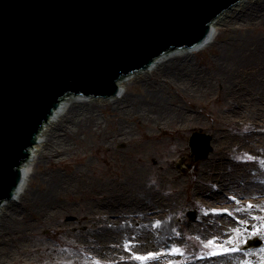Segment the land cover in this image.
<instances>
[{
  "label": "rangeland",
  "instance_id": "rangeland-1",
  "mask_svg": "<svg viewBox=\"0 0 264 264\" xmlns=\"http://www.w3.org/2000/svg\"><path fill=\"white\" fill-rule=\"evenodd\" d=\"M249 2L220 15L209 47L169 70L161 65L132 77L121 100L89 101V118L55 141L65 146L39 152L0 264H264V193L255 194L258 205L248 193L241 200L226 195L238 184L264 187V127L254 114L232 113L240 108L236 93L251 78L237 75L239 66L222 67L231 55L264 45V21L241 29L222 24ZM168 112L180 115L154 123L153 115ZM197 131L213 137V151L192 162L189 140ZM125 188L137 196L139 210L146 207L138 220L158 212L141 227L160 245L120 238L97 246L102 230L126 227L118 201ZM217 195L223 200L207 202ZM42 196H50L49 207L34 199ZM224 217L234 225L217 231L215 222ZM149 253L155 257L136 258Z\"/></svg>",
  "mask_w": 264,
  "mask_h": 264
},
{
  "label": "water",
  "instance_id": "water-1",
  "mask_svg": "<svg viewBox=\"0 0 264 264\" xmlns=\"http://www.w3.org/2000/svg\"><path fill=\"white\" fill-rule=\"evenodd\" d=\"M239 1L0 0V207L66 96L114 97L159 56L199 45ZM211 141L193 133V162L209 157Z\"/></svg>",
  "mask_w": 264,
  "mask_h": 264
},
{
  "label": "bare ground",
  "instance_id": "bare-ground-1",
  "mask_svg": "<svg viewBox=\"0 0 264 264\" xmlns=\"http://www.w3.org/2000/svg\"><path fill=\"white\" fill-rule=\"evenodd\" d=\"M264 0H252V2L244 3L241 9H237L231 16H226L222 19V24H224L227 28L240 26V29L243 27L250 28L253 27L254 24L264 21ZM215 19L210 26V36L206 42L199 43L200 45L189 48V49H178L175 51L167 52L162 56H159L155 59L153 64L151 65L150 69H146V71L136 73L135 75L125 77L124 79L120 80L118 83V94L110 99H94L86 97H76L71 96L67 97L66 102H60V107L56 113V115H51L49 121L47 123V127L43 125L42 130L40 131L39 135V145L33 146L31 148V156L29 162H26L22 165V181L15 193V197L13 201L9 200L5 202L2 207H0V213L5 210L4 214H7V217L3 222L0 224V256L3 254L4 247L7 246L8 243H11L12 235H10V226L16 221L14 214L16 212L17 204L20 199L23 198L24 193L26 192L27 188L30 185V179L34 174L33 168L36 163V158L40 151L44 153H58L60 148L65 146L63 143H55L63 132H71L73 129L74 123H80L82 119L89 118V113L86 110V105L89 101L95 100L99 102L103 101H114V100H121L125 97L126 91L125 85L130 81L132 77L136 75H143L149 73L150 71L160 68L162 65L165 70L171 69L170 67L177 63L179 60L186 61L190 55L196 53L202 49H205L212 44L216 38L218 37L219 33L216 26V21L219 19ZM238 28V27H237ZM239 66L236 70L237 75H244L251 78L252 84L249 82L248 87L245 90L238 91L237 98L239 99L240 108H235L236 110L233 113V116L248 117L249 113L254 114L256 116V124L257 126L263 129L264 127V45L262 46H254L252 48H245L243 51H239L231 55L225 62L222 63V67H224V71H228L229 68L233 69ZM177 113H165V114H155L152 116L154 123H158L160 120H166L170 118H178ZM77 120V122L75 121ZM70 125V126H69ZM48 136V137H46ZM48 138V139H47ZM261 141L264 140L261 138ZM260 141V142H261ZM257 142H259L257 140ZM218 169V168H216ZM219 170V169H218ZM217 178V177H216ZM127 187V186H126ZM61 187H54L53 191L60 189ZM132 188V187H131ZM260 190L257 186L249 185H242L238 184L231 189H227L226 195L231 196V198H236L237 200H241L240 194H249L250 199L252 202L259 204V200L255 199V194L259 191L264 193V187H261ZM122 195L118 197L119 206L121 209L122 216L124 215L123 221L126 223V227L120 228V230H114V228H110L107 231L102 230L94 237L97 246H109L110 243H114L116 240L122 238L129 239L132 242H137V239L144 241L146 245L144 247L151 248L153 245L158 244L156 234L149 233L145 231V226H142V223L153 222L158 219L159 214H156L152 211L148 216H141L138 220V215L144 214L146 207L140 206V210L138 209L139 203L137 200V196H135L131 190L122 189ZM204 196V195H203ZM49 198L50 196H42L40 198L35 197L34 199H39L41 203L45 204V208L49 207ZM207 202H214L218 201L223 198L219 195L212 197H206ZM264 202V198L261 199ZM260 201V202H261ZM240 202V201H239ZM243 202V200L241 201ZM245 202V201H244ZM117 203V202H116ZM236 204V203H235ZM144 207V210L142 208ZM149 210V209H148ZM229 218L224 217L222 219H218L216 224V230L220 231L219 229L231 227L233 223L228 221ZM107 225V222H104ZM219 225V226H218ZM234 225V224H233ZM117 238V239H116ZM116 243V242H115ZM114 243V244H115ZM160 245V244H158ZM227 259L225 261H229ZM215 264H218L217 261H210Z\"/></svg>",
  "mask_w": 264,
  "mask_h": 264
},
{
  "label": "snow or ice",
  "instance_id": "snow-or-ice-1",
  "mask_svg": "<svg viewBox=\"0 0 264 264\" xmlns=\"http://www.w3.org/2000/svg\"><path fill=\"white\" fill-rule=\"evenodd\" d=\"M248 207L251 208L252 206L249 205ZM214 211H215V210H214ZM222 211H227V209H223ZM257 234H258L257 231H254V232H253V235H257ZM208 243H209V245H211V244L213 243V241H209ZM231 250H238V249H231ZM174 251H175V252H178L179 250H178V249H174ZM210 254H211V255H215L216 253H210ZM154 257H155V254H154V253H149V254L147 255V257H145V256H137L136 258L139 259V260H145V259H148V258H154ZM97 264H99V262H97Z\"/></svg>",
  "mask_w": 264,
  "mask_h": 264
}]
</instances>
